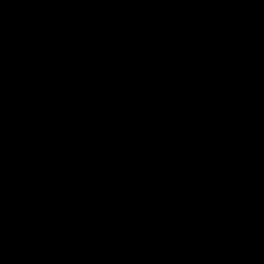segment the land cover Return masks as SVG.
<instances>
[{"label":"water","instance_id":"obj_1","mask_svg":"<svg viewBox=\"0 0 264 264\" xmlns=\"http://www.w3.org/2000/svg\"><path fill=\"white\" fill-rule=\"evenodd\" d=\"M0 264H264V0H0Z\"/></svg>","mask_w":264,"mask_h":264}]
</instances>
